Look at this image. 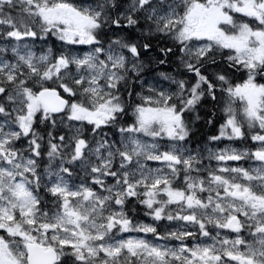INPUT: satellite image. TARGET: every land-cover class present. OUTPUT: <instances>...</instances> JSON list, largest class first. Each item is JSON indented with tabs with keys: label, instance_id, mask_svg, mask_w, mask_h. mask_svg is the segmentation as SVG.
Masks as SVG:
<instances>
[{
	"label": "snow or ice",
	"instance_id": "6c2138e0",
	"mask_svg": "<svg viewBox=\"0 0 264 264\" xmlns=\"http://www.w3.org/2000/svg\"><path fill=\"white\" fill-rule=\"evenodd\" d=\"M173 55L193 83L124 99ZM262 81L264 0H0V264H264ZM217 90L208 140L254 148L190 146Z\"/></svg>",
	"mask_w": 264,
	"mask_h": 264
},
{
	"label": "trees",
	"instance_id": "16d2710c",
	"mask_svg": "<svg viewBox=\"0 0 264 264\" xmlns=\"http://www.w3.org/2000/svg\"><path fill=\"white\" fill-rule=\"evenodd\" d=\"M41 43L37 41V45ZM171 42H169L170 44ZM47 46H54V50H57L60 47V42L55 41L54 38L50 39L48 41ZM155 55H159V53H155ZM169 63L159 65V64H151L147 67L146 73L148 74H153V75H159L161 73H166L177 80H187L188 84L190 85L191 83L194 82V78L192 77V74L185 72L182 68L178 69L176 65L178 64V59L177 56L173 55L170 56L169 58ZM218 61L220 60L219 57H217ZM215 68V66H213ZM231 78V77H230ZM236 83L240 82V74H236ZM264 82V81H262ZM140 90V87L137 86L136 83H130L127 86V89L123 92V96L125 100H128L127 92H132L133 96L131 98L132 102L137 103V98L136 93ZM217 97H218V102L217 101H211L209 99H205L201 101V104L197 108V112L199 113L201 119L198 121H195L194 124V135L190 140V143L193 146H200L204 144L206 141H208V137L211 135H216L218 134V129L221 123L224 121V112L223 109L225 107V102H226V96L224 93L220 92L217 90ZM179 104V103H178ZM215 105V107H213ZM193 114L188 113L186 116L191 117ZM126 120H129L131 117H125ZM211 119L213 121L212 124L206 123L207 120ZM86 131V130H85ZM105 131H109V134L112 133V131L106 129ZM86 133H88L86 131ZM138 210L136 213L133 215L137 218H140L144 214V209L141 206H137Z\"/></svg>",
	"mask_w": 264,
	"mask_h": 264
},
{
	"label": "rangeland",
	"instance_id": "374dc122",
	"mask_svg": "<svg viewBox=\"0 0 264 264\" xmlns=\"http://www.w3.org/2000/svg\"><path fill=\"white\" fill-rule=\"evenodd\" d=\"M43 45L44 44L40 43L39 46H37V42H36V50L39 52V50L41 48H43L42 47ZM74 47L80 49L81 51H88L90 49V46H87V45L74 46ZM146 69H145V71H146ZM145 71L141 74V77L139 79H135V77H133V80L129 82V84L130 83H136L137 86L140 87V90L138 91V93H140L142 95H147L148 94L147 89H148L149 86H153V87H156L158 89L166 90L168 92H175L177 90L176 85L171 83V81L164 80L162 78V76H159V75L148 74ZM135 97L137 98V102H139L138 97L137 96H135ZM178 102L179 101H177V105L179 106ZM85 135H88L89 138H91L90 134L86 133V131H85ZM109 135H110V138H112V139H117L118 138V134L113 136L112 133H111ZM226 145H231V146L236 147L238 149L245 148V147H250V148H254L255 147V145L253 144L252 141L250 143H246V140L245 141H236V142H231V141H227V140L218 141V142H211V141L208 140L204 144H202L200 146H197V147H193L191 145V143H190V146L192 148H204V147H207V148H211L213 151H216L219 148H223ZM206 155H207V153L205 152V156ZM147 163H148V165L150 167H153V168L160 166L158 164V162L149 161ZM204 164H205L206 167H211V168L218 167V163L215 160L209 161V160L205 159L204 160ZM229 166H231V167L243 166L245 168H249V167H252V166H255V165L253 164L252 161H240V162H229ZM73 179H74V181L77 184H79L81 182V180L84 179V173L81 172L80 169H77V175L74 176ZM89 183H90V181H89ZM141 222H143V223H153V221L151 220V217H148V216H147V220L141 221ZM156 224L158 226V231L163 233L164 229H163V227H161V225H166V224H168V222L167 221H161V222H156ZM124 235L131 236V237H142V238L148 239L150 241H153V239H154L151 234H147L146 235V234H143V233H130V234H124ZM154 242H161L162 243V241H154Z\"/></svg>",
	"mask_w": 264,
	"mask_h": 264
},
{
	"label": "bare ground",
	"instance_id": "6f19581e",
	"mask_svg": "<svg viewBox=\"0 0 264 264\" xmlns=\"http://www.w3.org/2000/svg\"><path fill=\"white\" fill-rule=\"evenodd\" d=\"M176 79V78H175ZM177 80V79H176ZM138 103V102H137ZM179 103V102H178ZM192 145V144H191ZM193 146V145H192ZM193 147H197V146H193Z\"/></svg>",
	"mask_w": 264,
	"mask_h": 264
}]
</instances>
